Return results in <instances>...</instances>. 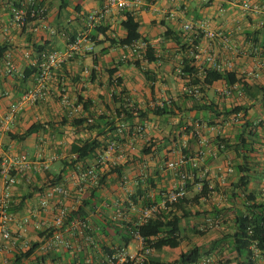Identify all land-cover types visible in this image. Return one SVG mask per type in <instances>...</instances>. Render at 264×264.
I'll list each match as a JSON object with an SVG mask.
<instances>
[{"label":"crops","instance_id":"0c3cea01","mask_svg":"<svg viewBox=\"0 0 264 264\" xmlns=\"http://www.w3.org/2000/svg\"><path fill=\"white\" fill-rule=\"evenodd\" d=\"M13 1L0 0V49L7 48L4 54L11 56L19 74L24 73L29 66L36 65L38 57L32 52L34 45L50 42L48 47L63 51L72 44L71 37L77 39L81 35L100 42L98 45L91 43L90 39L82 42L73 59L52 72L46 83L47 94L52 98L59 99L62 91L75 101L78 96L83 97L86 107L82 108L79 117L95 122L96 127L86 134L69 126L60 127L58 124L61 119L68 118L67 111L61 105L60 99L54 102L48 96L42 103L25 106L9 125V130L0 132V158L27 154L32 160L45 161L49 166L46 172L36 171L28 178H19L11 190L12 213L18 218L31 215V219L25 228L16 224L10 227L13 241H5L0 236V264H15L22 252L36 242L40 246L43 238L54 229L52 206L55 200L49 202L47 210L40 211L39 203L51 181L57 176H61L60 184L72 193L65 201V205L71 210L76 211L82 200L89 195L92 188L85 187L82 196L79 195L77 171L66 167L64 164L66 161L60 162L67 156L61 155V149H69L70 144L77 139L95 137L103 139L110 136L104 143L114 140L119 145L115 157L112 156L115 153L102 157L104 152L100 156L103 158L99 168L100 174H106L110 167L117 165L120 166V176L116 173L107 176L105 185L97 191V196L93 200L95 204L93 211L87 214L93 242L87 243L68 234L65 236L70 244L68 248L60 245L51 251L41 252L38 246L31 256L17 264H102L103 260L120 250L134 256L142 246L128 236L127 228L120 223L129 222L132 218H138L139 222L141 211L148 201L157 206L158 212L164 216L170 218L174 215L181 218L178 248H165L151 255L162 262L176 263L180 255L191 248L184 243L185 234H194L195 230L208 228L207 220L215 215V209L240 208L237 204L243 200L242 194L232 186L241 177L247 181L248 193H252L258 199L264 198V92L256 90L258 86L264 87V65L256 67L257 62L264 63L262 59L264 54L258 55L257 58L254 55H247L254 47L261 52L264 51V13L255 15L244 11L241 7L243 0H140V4L128 12L139 22L141 39L147 40L154 49L156 62L149 64L141 61L140 57L133 56L127 48L110 45L99 33L95 37H90L95 27L89 28L86 16L100 9L103 6L102 0H65V7L61 0H31L45 7V23L51 31L42 29V23L38 20L29 21L21 28L10 25L9 10ZM250 1L264 8V0ZM123 14L124 12L112 9L96 27L107 28L106 35L109 38L116 40L123 38L124 31L121 27ZM186 23L195 26L203 23L206 31L230 34L235 50H226L218 39H207L202 33L183 31L182 26ZM167 30L181 34V45L186 44L188 48L196 42L205 54L213 53L225 71H233L243 76L252 96H248L242 89L232 91L229 96L220 93V89L228 88L223 81L204 87L198 98L183 94L182 86L186 81L177 74L182 58L187 55L188 50H180V46L171 38L164 37ZM89 48H92L91 53L87 51ZM203 57L202 53L200 59L196 60L200 76L204 68H209L203 62ZM94 58L97 60L96 65L93 63ZM133 60L140 61V69L127 63ZM86 68L90 71L94 69L95 77L90 78L91 72L89 76L86 75L84 73ZM113 68H116L114 78L121 79L119 86L108 85L107 71ZM144 71L150 74L151 81L146 79ZM252 71H257L259 76L247 77ZM20 77H0V91L8 92V96L0 98V121L20 94L34 86V78L22 83L18 81ZM121 90L123 91L121 99L125 103L128 102L127 107L133 106L135 110L150 108L151 102L162 97L176 99L177 109L172 110V114L161 117L147 115V121L143 123V132L134 134L131 131L128 137V128L134 130L140 124L138 119L129 125L118 123L121 118L117 117V109L121 101H114L111 95H119ZM212 103L218 106L221 113L233 106H248L244 120L252 123L255 128L251 130L252 135L247 136L249 142L247 150H239L236 146V138L241 133V123L227 124L228 120H225L224 115L217 117L215 113L201 109V106ZM44 115L52 120L59 118V121L54 123L47 119L48 122H44L42 119ZM27 120L31 121L30 125L40 122L54 123V126L32 135L23 142L10 140L7 134L24 132L28 127L23 129L21 125ZM212 122L214 125L209 126L208 123ZM177 123L179 127L176 128ZM121 124H124L123 131L126 132V136L118 134ZM113 127L116 128L114 139L109 132ZM64 134L71 135L68 147L61 141V138L66 137ZM196 134L209 141L210 149L205 153L204 160L198 163L197 167L188 162L174 171L165 169V163L177 160L180 153L175 142L186 141L187 148L182 152L190 159H197L200 148ZM50 135L59 140L55 142L54 151L45 152L46 139ZM220 140L230 147L218 150L217 144ZM150 143L154 144L151 154L145 155L143 148H148ZM244 156L246 162L242 161ZM70 158L71 155L68 163ZM95 161L96 159L92 158L83 163L91 166L96 163ZM244 163L246 173H237L235 167ZM202 165L208 169L205 178H199V168ZM228 166L233 169L230 174L226 172ZM182 171L195 174L197 177L186 183V197L179 205L161 206L165 195L181 184L178 173ZM205 185H213L214 192L203 196L202 187ZM133 197L136 202H132ZM222 201L226 203H221ZM232 210L221 211L219 214L218 219L226 223L222 228H226L230 222ZM35 212L37 216H33ZM117 212L121 214L120 219H114ZM117 220L121 221L114 222ZM36 223L43 225L36 227ZM214 237L220 239L217 235ZM208 248L210 250L211 244ZM164 254H169L173 259L165 260Z\"/></svg>","mask_w":264,"mask_h":264},{"label":"built area","instance_id":"2783aa9c","mask_svg":"<svg viewBox=\"0 0 264 264\" xmlns=\"http://www.w3.org/2000/svg\"><path fill=\"white\" fill-rule=\"evenodd\" d=\"M103 6L96 10L92 11L87 15V23L89 28L96 27L101 23L106 16L110 13L112 9L119 12H128L132 11L133 8H136L140 4V0H102ZM241 7L244 11L250 12L252 14L258 15L264 13V8L258 4L252 3L250 0H243ZM10 25L15 27H24L28 24L29 21L38 20L40 21L41 28L47 31H51V28L45 23L46 9L44 6L37 4L34 1H24V0H14L10 4ZM183 31L185 32H195V34H203L207 39L213 40L218 39L220 43L226 50L234 51L235 46L231 41L230 34L216 33L206 31L205 24L201 23L198 25H192L186 23L182 26ZM87 36H79L76 41L63 51H53L45 54L42 59L36 63L38 68V73H36L34 78L33 88L20 94L18 100L12 103L7 113L3 116L0 121V132H7L9 130V125L13 123L15 118L18 116L20 111L27 105H35L38 103L44 102L47 97L46 83L51 78L52 72L58 70L63 65L69 63L74 54L79 50L80 44L82 42H87ZM148 43L143 40L135 41L131 46L126 47L129 49L131 54L136 57H140L141 61L144 62L143 56L147 49ZM92 52V48L87 50ZM204 54L203 62L211 69L216 70L217 72H224L223 65L218 61L216 56L213 53H206L201 51V49L196 46L194 58L199 60L201 54ZM264 54V51L261 52L258 48H253L252 51L247 52L249 56H255ZM264 59V56H262ZM0 77H20L21 74L16 69L15 64L12 61V58L9 54H4L0 57ZM264 65L262 62H257L256 67ZM90 70L88 68L84 69V73L89 76ZM179 73V72H178ZM259 76L257 71H252L247 74V77L257 78ZM241 89L240 84H234L228 86V88L220 89V93H224L229 96L232 91ZM182 93L186 96L198 98L200 96V88L198 86H182ZM8 96L7 91H0V98ZM239 96L241 93L239 92ZM59 99L61 105L67 111L68 118L78 117L82 111V104H78L77 101L72 100L65 91L60 92ZM171 98L162 97L156 101L150 103V107L165 108L169 107L172 103ZM91 122V120H88ZM242 122V114L238 113L232 115L228 120L227 124H239ZM124 126L120 125L118 128V133H121ZM144 130V126H137L134 134H140ZM198 138L199 152L197 159L188 158L182 150L187 148V142L183 141L181 144L180 153L177 160H171L165 163V169L167 170H177L179 167H182L188 162H191L194 167H197L198 163H201L204 160L205 153L209 151V141L207 138L202 137L201 135L196 134ZM119 145L115 141H111L107 144L104 151V156H109L116 150H118ZM218 150L224 149L223 143L217 144ZM99 157L96 160L94 165H91L87 168H83L81 164L75 166L77 171V181H78V190L79 195L82 196L84 193L83 188H94L98 185L99 174L100 172L96 170L95 165H101L103 158ZM74 158V156H72ZM49 166L45 161H34L27 154H21L17 156H9L0 158V236L5 241H13L10 227L14 224L18 225L21 228H25L30 223V216H22L18 218L15 214L12 213V188L17 184L19 178H28L31 176V173L36 171H48ZM227 174L233 172L231 166H228L226 169ZM179 179L181 184L176 188H173L169 191L161 202V206L167 207L176 204L180 199L186 197L187 188L186 183L188 181H193L197 177L195 174L188 172H179ZM208 175V169L202 165L199 168V178H205ZM208 194L214 192L213 185H208ZM72 196L71 191L66 188L63 184L50 185L42 200L39 203V210H47L50 205V201L55 200L54 206H52L53 218H52V227L53 232L49 236H45L39 250L41 252H48L54 249L57 246L63 245L66 248L69 247V242L66 239V235L70 234L75 238H80L87 243L93 242V237L90 233V223L89 219L86 218H71V210L68 206L65 205V201ZM38 212V211H37ZM37 212L33 216H37ZM158 207L152 205L150 207H145L141 211L140 223L145 219L150 218L154 214H158ZM121 214L117 212L114 216V219H120ZM217 221L207 220L208 228L217 227ZM43 223H36V227L42 226ZM132 237L138 241L142 248L134 256L127 255L123 250H120L117 254L111 255L105 260L102 261V264H143L148 256L152 255L153 250L150 248H143V240L137 234L133 233ZM249 249L251 250L250 261L252 264H264V255L262 251L257 247L256 241L253 242ZM198 264H213V261L210 257H205Z\"/></svg>","mask_w":264,"mask_h":264},{"label":"trees","instance_id":"16d2710c","mask_svg":"<svg viewBox=\"0 0 264 264\" xmlns=\"http://www.w3.org/2000/svg\"><path fill=\"white\" fill-rule=\"evenodd\" d=\"M62 5L65 7L66 2L65 0H61ZM41 5V4H40ZM124 20L121 22V27L124 31V37L120 39H113L109 38L106 35L107 28L104 27H95L93 34H91L90 37H95L98 33L105 37L106 41H109L110 45H118L119 47H129L131 46L135 41L137 40H143L148 43L147 40L141 39V35L139 33V22L135 19V17L129 13L124 12ZM87 18V16H86ZM97 26V25H96ZM164 37L171 38L176 45L180 46V50L185 51L188 50V53L186 56L182 58V62L180 64L179 68V77L184 79L185 85L187 86H198L200 88V92L204 90V87L211 86L213 83H216L218 81H223L227 86H231L234 84H240L241 89L247 93L248 96H252L251 92L249 91L250 88L248 87V84L246 81H244L243 76L238 75L236 72L233 71H224V72H217L216 70H213L211 68H204L203 74L200 76L198 68H196V60L194 58L195 53V47L197 46L196 42L192 43V46H189L186 48V44H182V38L181 34L175 33L172 31H165ZM90 39V38H88ZM71 43H74L76 39L74 37H71L70 39ZM91 43H95V45H98L96 40H91ZM50 42H46L43 45H34L32 46V52L35 54L34 56L38 57V61H40L41 56L45 55L49 52L57 51L53 50L48 47ZM7 50L6 47H3L0 49V57L3 56L4 52ZM144 61L147 63H155V52L153 47L148 43L147 49L143 56ZM94 65H96L97 60L93 59ZM129 65H133L134 67L140 69V61L139 60H133V61H127ZM95 70H91L90 78L95 77ZM36 73H38V68L36 65L29 66L24 73L21 74V77L18 79V81H21L22 83L27 82V80L31 78H35ZM116 73V68L110 69L107 71V82L109 86H119L121 84L120 78H114V74ZM144 75L146 76V79L148 81H151L150 74L147 71H144ZM258 92H264V87L258 86L256 89ZM123 91L119 93V95L112 94V98L114 101H121V104L119 108L117 109V117H120L121 120L118 123H126L131 124L135 119H138V123L143 126V123L147 121V115L154 114L156 116H164L167 114H172L173 108L170 110L168 107L165 108H158V107H150L144 110H135V108L127 107L128 102H124L123 99H121V94ZM77 103L82 104V108L86 107V102H84L83 97L78 96ZM125 104V106H124ZM121 109V111L119 110ZM202 110L210 111L212 113H215L217 117H220L222 115L225 116V120H229L232 115L235 114H242V122L240 124L241 127V133L237 136V148L239 150H247L249 147V142L247 140V136H251L252 132L251 130H254L255 126L252 125V123H249L245 119V116L247 115L248 106L247 105H238L233 106L230 109H225L224 112H220L218 109V106L215 104L210 105H203L201 106ZM169 110V111H168ZM54 123H34L30 125L24 132L18 133V134H7L10 140L16 141V142H23L27 140L32 135H35L39 133L42 130L47 129L48 127H53ZM121 124V125H124ZM60 127L62 126H69L74 128L76 131L79 132H90L92 131L96 126L95 122H89L87 118H80L74 117V118H62L61 121L58 124ZM139 125V126H140ZM209 126H213L214 123H208ZM134 129V128H133ZM136 129V128H135ZM135 129L132 130V128H128L127 136L129 137L131 135V131L135 132ZM112 139H114V133L116 132V128H112L110 131ZM120 135L126 136V132L122 130L121 133H118ZM110 136L105 137L103 139L101 138H93V139H77L74 140L70 144L69 148V154L71 156H74V158H70V162H64L66 167L75 169V166L77 164H82L83 168H87L89 166H86L84 163L89 159H96L103 154V152L106 149V146L108 144L104 143L107 139H109ZM122 140V139H121ZM124 140V139H123ZM114 141V140H112ZM111 142V141H110ZM116 142V141H115ZM219 143L224 144V149L230 147L229 145H226V143L223 140L218 141ZM152 146H154L153 143L149 144L148 148H143V153L145 155L151 154ZM242 161L246 162V157L244 156L242 158ZM84 162V163H83ZM96 162V161H95ZM96 170L99 171L100 165H95ZM120 166H112L109 168L108 172L106 174H99V182L98 185L89 191V195L82 200L80 206L77 208L76 211H72L70 214L71 218H86L87 214L90 211H93L94 209V203L93 200L97 196V191L105 185L107 176L116 173L118 176H120ZM235 171L237 173H246L245 163L242 165H237L235 167ZM56 178V177H55ZM61 181V176H57L54 181H51V186L55 184H59ZM49 185V186H50ZM48 186V187H49ZM234 189L238 190L242 194L243 200L241 201L240 208H236L235 210L232 208L224 207L222 210H214V216L212 217L213 220L217 219L221 211H231L232 210V217L230 219L231 223V230L230 232H227L226 234L222 235L220 239H216L211 243L210 250H214L215 248H218L222 244H226L229 250L236 255L237 264H252L250 261L251 258V250L249 249L250 245L256 241L257 247L262 251V255H264V198L258 199L257 196L253 195L252 193H248L247 190V181L241 177L236 184L232 186ZM187 188V185H186ZM208 186L205 185L202 187V195L206 196L208 193ZM184 199V198H183ZM132 202L135 201V197L132 198ZM183 201L180 199L176 204L179 205ZM145 207H150L153 205L151 202H146ZM138 218H132L129 222H123L121 221L120 225L127 228L126 233L129 237H132L133 233H137L143 240V248H150L153 250V252H161L163 249H176L178 248L180 244V229L179 224L181 221L180 217L172 216L168 218L167 216H164L161 213L154 214L150 218L145 219L142 223L138 222ZM113 221V220H112ZM119 220L114 222H120ZM111 223V222H110ZM119 224V223H118ZM53 230L49 235H51ZM195 234H201L199 231H194ZM47 235V236H49ZM133 238V237H132ZM44 239V238H43ZM39 243L36 242L29 246V248L22 252L21 255L18 257V259L15 261V264H17L19 261H21L24 258H28L31 256L34 251L38 248ZM202 249L200 246H194L186 253H183L179 257V261L176 263H166L160 261L156 257H152L151 255L147 257V259L143 262V264H198L200 262V259L202 258ZM240 260H243L242 262ZM129 264V263H128Z\"/></svg>","mask_w":264,"mask_h":264},{"label":"rangeland","instance_id":"374dc122","mask_svg":"<svg viewBox=\"0 0 264 264\" xmlns=\"http://www.w3.org/2000/svg\"><path fill=\"white\" fill-rule=\"evenodd\" d=\"M85 36V35H83ZM178 76V74H177ZM179 77V76H178ZM182 92V91H181ZM48 96H50L48 94ZM50 100L54 101V102H57L59 99L57 97H49ZM176 99L172 101L171 105L168 107V109H172L173 110H176L177 109V105H176ZM46 115H44V117L42 118L44 122H48L47 119H50L49 121L51 122H54V123H57L59 121V118H57L58 120H52V118L50 117H45ZM56 121V122H55ZM181 121V120H180ZM31 124V121L30 120H27V121H24L21 125V128L25 129L26 127H29ZM176 128L179 127L178 123L175 124ZM230 126V125H229ZM174 127V126H173ZM230 128V127H229ZM232 128V126H231ZM175 131H177V129H175ZM70 133V131H69ZM86 134V132H84ZM165 134V133H163ZM177 133H175L174 135L176 136ZM64 136H66L65 138H61L65 144V146H69V142L71 140V135L70 134H64ZM59 140V139H56L54 137H52V135H50L47 139H46V147H44L45 149V152H50V151H54V146H56V141ZM176 143V149H181V144H182V141H179V142H175ZM44 145V144H43ZM61 155L64 156L65 154L68 156H66L63 160H60V162H63V161H66L68 162V158H69V149H66V150H62L61 149ZM115 153V152H113ZM117 153H115L114 155L112 154V156H116ZM221 203H226L224 201H222ZM241 205V202L239 204H237V206L239 207ZM211 220H213V218H210ZM215 219L214 221H217V227H214V228H203L202 230H200L199 232H201V234H185L184 236V243H187L188 246H190L191 248L194 247V246H200L201 249H202V258L200 259V261L202 259H204L205 257H210L213 261V264H237V259H236V256H235V253L231 252L229 250V248L227 247L226 244H222L221 246H219L218 248H215L214 250H208L209 248V244H211L215 239L214 236H219L220 235H224L226 234L227 232H230L231 230V223L229 222L226 226V228H222L224 226V224H226L224 221L222 220H219ZM230 221V219H229ZM225 227V226H224ZM213 238V239H212ZM212 239V240H210ZM202 244V245H201ZM190 248V249H191ZM164 258L165 260H171L173 259V257L169 254H164ZM261 264V263H260Z\"/></svg>","mask_w":264,"mask_h":264}]
</instances>
